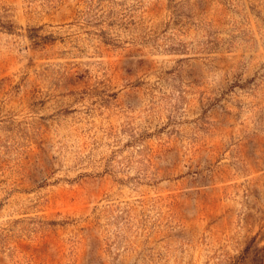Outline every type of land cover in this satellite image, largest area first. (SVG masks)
<instances>
[{"label":"rangeland","instance_id":"374dc122","mask_svg":"<svg viewBox=\"0 0 264 264\" xmlns=\"http://www.w3.org/2000/svg\"><path fill=\"white\" fill-rule=\"evenodd\" d=\"M258 259L264 0H0V264Z\"/></svg>","mask_w":264,"mask_h":264},{"label":"trees","instance_id":"16d2710c","mask_svg":"<svg viewBox=\"0 0 264 264\" xmlns=\"http://www.w3.org/2000/svg\"><path fill=\"white\" fill-rule=\"evenodd\" d=\"M258 258H261V254H260V257H258ZM254 264H255V262H254ZM257 264H261V260L260 259H258Z\"/></svg>","mask_w":264,"mask_h":264}]
</instances>
